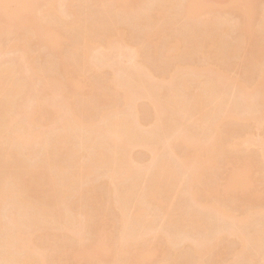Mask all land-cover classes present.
I'll return each mask as SVG.
<instances>
[{"label": "bare ground", "instance_id": "6f19581e", "mask_svg": "<svg viewBox=\"0 0 264 264\" xmlns=\"http://www.w3.org/2000/svg\"><path fill=\"white\" fill-rule=\"evenodd\" d=\"M254 2L0 0V264H264Z\"/></svg>", "mask_w": 264, "mask_h": 264}, {"label": "rangeland", "instance_id": "374dc122", "mask_svg": "<svg viewBox=\"0 0 264 264\" xmlns=\"http://www.w3.org/2000/svg\"><path fill=\"white\" fill-rule=\"evenodd\" d=\"M255 1H256V3L254 2V3L256 4V5L254 4V5H255V9H256V10H259V9H260V10L258 11V13H259V12L261 11L262 6H264V5H263V4H264V2H263L264 0H263V1H261V0H258V1L255 0ZM259 1H261V2H259ZM257 3H258V8L256 7V6H257ZM262 3H263V4H262ZM259 4H261V5H259ZM262 9H263V8H262ZM207 10H208V9H207ZM207 10L202 11L199 15H200V16H201V14H202V15H205V14H206L205 12H208ZM217 11H218V9H217ZM203 12H204V14H203ZM255 12L257 13V11H255ZM207 14H208V13H207ZM207 14H206V15H207ZM230 16H231L230 19L233 17V20H235V18H234L235 15H230ZM91 17H92V16H91ZM204 17H205V16H204ZM235 17H236V16H235ZM255 17L257 18V17H259V15H258V16L255 15ZM200 19H201V17H200ZM202 20H203V19H202ZM204 20H205V18H204ZM181 21H182V20H180V22H181ZM180 22H178L179 25H181ZM183 22H184V21H183ZM178 23H177V25H178ZM182 26H183L182 28L185 29V28H184L185 25H183V23H182ZM178 27H179V26H178ZM185 27H186V26H185ZM180 28H181V27H180ZM180 28H179V29H180ZM175 29H176V28H175ZM176 30H178V28H177ZM237 34H238V33H237ZM237 34L235 33V36H236V37H237ZM235 36L233 35V36H232L233 38H232V37H231V38H232V39H235V38H236ZM231 38H228V40H229V41H227L228 44H233V45L236 44V41H235V40H231ZM64 42H65V41H64ZM234 42H235V43H234ZM65 45H66V44H65ZM63 46H64V45H63ZM148 50H149V49H148ZM148 50H146V55L149 56L150 53H148ZM150 50H151V53L153 54V49H150ZM151 56H154V54L151 55ZM148 58L150 59V57H148ZM152 58H153V57H151V59H152ZM192 59H193V61H192ZM196 59H199V58L195 57V61H194V58L192 57V58L187 59V62H188V63L190 62L189 65L192 64L191 66H194L195 64H196L195 66H198V65L201 64V62H200V60H197V61H196ZM239 59H241V58H238V59H237L236 61H234V62H238ZM241 60L243 61V59H241ZM242 61H241V62L239 61V64H241ZM43 62H46L45 64H43V66L45 65V68H48V66H46V65H49V66L52 65V63H50V62H51L50 59H49V63H50V64H47V63H48L47 60H46V61H43ZM194 63H195V64H194ZM197 63H198V64H197ZM243 63H244V65H243ZM243 63H242V66L240 65V66H241L240 69H239V70L237 69L238 72L244 71V69H243L242 67H245V61H243ZM236 64H238V63H236ZM239 64H238V65H239ZM195 66H194V67H195ZM49 68H50V67H49ZM49 68H48V69H49ZM241 73H243V72H241ZM93 79H94V78H93ZM96 80H97V79H95V81H96ZM95 81H94V82H95ZM86 88H87V87H86ZM86 88H85V90H84V93H85V92H88V90H89V89H86ZM140 101H141V100H140ZM146 101H147V100H146ZM137 103H139V101H138ZM142 103H143V106H144L145 108L142 107V104H141V103H139L138 106H139L140 108H143V109H142V113H143V110L147 109V108H146L147 106H145V105H146V104L148 105V103H147V102L144 103V100H142ZM140 104H141V105H140ZM144 104H145V105H144ZM235 105H237V104H235ZM146 111H147V110H146ZM146 111H145V112H146ZM146 113H147V112H146ZM146 113H145V114H146ZM143 115H144V113H143ZM146 116H147V115H146ZM146 116H144V117H146ZM228 126H231V125H228ZM168 127H169L168 125H166V126L164 127V131L166 132V136H167L168 134L171 133V130H170V128H168ZM165 128H166L167 130H169L170 132L167 131ZM167 132H168V133H167ZM168 136H169V135H168ZM167 138H168V137H167ZM137 149H138V148H137ZM137 149H136L137 152H135L136 157H137V153H139V152H143L142 149H141V150H140V148H139L138 150H137ZM143 153L145 154V151H144ZM133 154H134V153H133ZM144 154H141V153H140V154H138V156H139V155H140V156L143 155V159H144V157H145V155H146V154H145V155H144ZM140 158H141V157H140ZM215 176H218V178H220V175H219V174H218V175L216 174ZM215 178H216V177H215ZM98 181H101V182H102L103 180H102V179H99ZM98 181H97V184H98ZM217 181H218V180H217V178H216V180H214L213 185H214V184H217ZM101 182H100V183H101ZM100 183H99V184H100ZM261 184H263V183H261ZM263 185H264V184H263ZM263 185H261V187H262ZM214 186H215V185H214ZM263 187H264V186H263ZM98 197H99V196H98ZM98 199H99V201H100V198H98ZM98 199L95 200V202L97 201V203H96L97 206H98ZM181 200L185 201L184 198H183V199L179 198L178 200H177V198H176L175 202L178 203L179 201L181 202ZM177 201H178V202H177ZM186 201L189 202L190 206L192 205V202H191L189 199H187ZM100 202H101V201H100ZM259 202H263V201H259ZM259 202H255L254 205L257 204V203H259ZM181 203L183 204L184 202H181ZM181 203H180V204H181ZM185 203H186V202H185ZM185 203H184V204H185ZM99 204H101V203H99ZM186 204H187V203H186ZM186 204H185L184 206H186ZM260 204H261V205H260ZM258 205H259V207H260V206H262V203H259ZM258 205H257V206L255 205V207L257 208ZM187 206H189V205H187ZM245 206H247V205H245ZM96 208H97V207H96ZM96 208H95V209H96ZM243 209H244V208H243ZM241 210H242V209H241ZM241 210H240V211H241ZM243 211H244V210H243ZM243 211H242V212H243ZM246 211H247V209H246ZM246 211H245L244 213H246ZM107 213L109 214L108 211H107ZM240 214H242V213H240ZM208 217L211 218V220H212L211 222L216 223V222H214V219H215V218L213 219V218L210 217V216H208ZM208 220H209V219H208ZM215 221H216V220H215ZM213 223H212V224L210 223V224L213 225ZM217 223L221 224L222 222H221V223H220V222H217ZM223 224H224V223H223ZM259 224H260V223H259ZM261 224H262V223H261ZM211 225H208V226L211 228V227H213L215 224H214L213 226H211ZM217 225H218V224H217ZM256 225H257V223H256ZM258 226H259V225H258ZM250 227H251V226H250ZM255 227H256V226L251 227V228H248V229H249V230L252 229V230L254 231V230H255V229H254ZM260 227H261V225H260ZM213 229H214V227H213ZM213 229H212V231L215 232V230H213ZM252 230L249 231V232H253ZM209 232H210V231H208V233H209ZM111 233H113V234L115 235V232H114V231L111 232ZM212 233H213V232H212ZM212 233H210V234L212 235ZM201 234H203V232H202ZM201 234H198V238H199V239L202 238V237H204L205 234H206V232H204V235H203L202 237L199 236V235H201ZM210 234H208V235H210ZM196 235H197V234H196ZM208 235L206 234L205 237H208ZM213 236H214V235H213ZM193 237L197 239V237H195L194 235H193ZM210 237H212V236H210ZM153 241H154V240H153ZM153 241H150V242H149V245L152 244ZM157 242H158V241H156L155 243L153 242V243H154L153 245H155ZM109 259H110V260H109ZM184 259H185V258H184ZM63 260L66 261V259H63ZM108 260H109V261H108ZM106 261L110 263V262L112 261V257L106 259ZM185 262H188V261H186V259H185ZM182 263H184L183 260H182ZM242 263H243V262H242ZM242 263H241V264H242ZM244 264H245V263H244Z\"/></svg>", "mask_w": 264, "mask_h": 264}]
</instances>
